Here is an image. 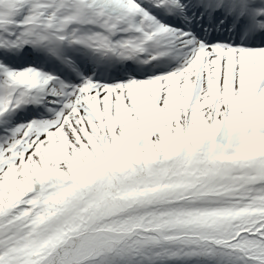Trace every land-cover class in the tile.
Listing matches in <instances>:
<instances>
[{
  "label": "snow or ice",
  "instance_id": "6c2138e0",
  "mask_svg": "<svg viewBox=\"0 0 264 264\" xmlns=\"http://www.w3.org/2000/svg\"><path fill=\"white\" fill-rule=\"evenodd\" d=\"M0 264H264V0H0Z\"/></svg>",
  "mask_w": 264,
  "mask_h": 264
}]
</instances>
